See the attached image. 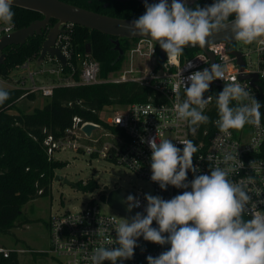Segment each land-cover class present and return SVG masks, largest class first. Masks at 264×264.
I'll use <instances>...</instances> for the list:
<instances>
[{
	"label": "clouds",
	"instance_id": "clouds-1",
	"mask_svg": "<svg viewBox=\"0 0 264 264\" xmlns=\"http://www.w3.org/2000/svg\"><path fill=\"white\" fill-rule=\"evenodd\" d=\"M14 0H0V22L11 26ZM145 13L128 23L132 35L159 43L166 52L168 62H177L188 45L208 48L216 43L209 39L221 31H229L225 40H234L244 45L256 43L264 47V0H215L210 6L190 8L187 0H159L148 3ZM230 17H234L230 21ZM154 49V48H153ZM192 65L189 63L188 67ZM181 77V73H180ZM225 80V67L214 63L211 68L196 71L186 79L181 78L185 99L174 105L175 118L188 125L195 136L203 124L213 123L225 138L231 137L232 129L242 130L245 125L261 129V104L254 98L248 86L232 79L215 98L218 118L214 121L205 114V109L214 99L204 98L211 82ZM190 83H187V82ZM248 89V90H246ZM8 99V93L0 90V104ZM235 102V104H233ZM264 139V137H261ZM147 140L151 148V180L161 189L168 185L188 189L170 200L160 196L145 195V214L137 212L131 221L123 219L114 230L112 238L107 227L100 226L94 234L103 237V242L92 250L86 259L91 264L131 259L141 236L145 241L170 245V250L158 257L149 255L147 264H264V211L253 201L260 197L255 176L231 179L238 175L244 164L234 151L222 149L215 157V166L209 174L195 176L186 183L187 174L199 171L193 164L198 151L192 140L180 142L181 150L170 139ZM142 142H145L142 138ZM260 140L254 141L258 146ZM213 160V157H209ZM255 170L257 162H250ZM131 212L140 207V201L129 194L123 201ZM247 217V218H246ZM80 216L78 222L80 221ZM153 221L158 228L152 227ZM64 223H67L65 221ZM112 245L111 247L104 246ZM113 245H116L115 247Z\"/></svg>",
	"mask_w": 264,
	"mask_h": 264
},
{
	"label": "built area",
	"instance_id": "built-area-1",
	"mask_svg": "<svg viewBox=\"0 0 264 264\" xmlns=\"http://www.w3.org/2000/svg\"><path fill=\"white\" fill-rule=\"evenodd\" d=\"M72 25L67 23L62 26L65 31L58 34L54 45L61 49L62 54L66 57V64L68 63L72 69H75L69 61L72 50L68 32L71 30ZM14 29L13 24L9 26L0 22V37ZM158 48V45L147 38H137L132 52L144 56L148 61V66L140 74H134L135 70L131 65L129 68L124 69L118 77H99V62L90 53L86 52L76 54L79 63L78 80H74L70 75L62 76V65L55 57L49 55L43 58L41 67L30 68L28 65L29 60L15 67L17 69L21 68L25 73L24 76L17 75L15 84L18 86L15 87L24 88L27 91H36L46 97L51 94L52 87L56 85H89L104 81L117 82L125 80L139 81L154 89L157 96V100L133 102L115 110L103 120L106 124L93 123L96 127L88 135L82 131V126L91 122H81L80 118L76 116L72 118V124L66 127L60 135L46 134L43 144L48 160L55 159L54 153L70 148L75 151L112 159L151 184L150 193H146L141 189L123 188L129 192L123 196L122 201L129 194L140 201V207L134 208V213L129 212L126 204L123 203L128 212V217L124 216L115 207L108 205L107 202V206L115 209L120 216L105 212L93 198L80 209L51 214L47 222V251L60 264H91V261L86 257L90 256L92 250L103 242V237L94 234L98 227H107L109 234H112V238L115 239L116 233L112 229L121 223L122 218L131 221V218L137 212L146 215L144 212L147 205L146 194L170 200L176 195L182 194L185 190L191 191L190 187L183 189L172 185H168L166 189H161L157 182L151 180L152 153L147 143L149 138L157 137V142L162 139H170L181 150L183 144L180 142L185 140H192L197 145L198 151L193 156V164L199 171L195 174L189 171L186 183H190L195 176L210 175V168L215 166V157L220 155L222 149L234 151L237 148L238 159L243 162L244 167L240 169L238 175H233L231 179L239 181L242 177L255 176L257 180L256 187L264 191V139L261 138L264 137V47L256 43L247 45L245 49L234 47L235 50L241 53L243 59L242 69H240L237 62V57L227 51L225 42H217L215 45L207 47V50L214 56V63L222 64L225 67V80L217 79L216 81L222 83L225 87L226 82L235 79L242 86H248L254 98L261 104V129L257 130L251 125H245L242 130H230L231 137L228 138H225L213 123L214 129L211 133L206 126L200 128L197 134L193 136L189 132L187 123L177 121L175 118L174 105L178 102L177 97L180 100L186 98L183 85L180 82L181 78L186 79L196 71L209 69L208 54L198 49L189 57H180L177 62H168L166 52H164L163 60L159 58ZM252 56H254L253 59ZM46 63L52 64L47 66ZM189 63L192 65L191 67H188ZM44 73L55 75L59 82L55 84H52V82H37L36 78L39 75H44ZM245 74L248 76H242ZM253 74H256L257 79H253ZM216 85L218 84H212L209 90L204 93L205 99L208 96H212L214 99L217 98L211 91ZM221 88L223 90L222 86ZM214 99L207 105L205 114L212 107ZM110 127L116 130H112ZM107 137H110V139H107ZM142 138L145 142H142ZM257 139L260 140L258 146L254 144ZM210 156L213 157V160L208 159ZM253 161L257 162L255 170L249 167L250 162ZM252 199L254 202L264 200V193H261L260 197L253 195ZM257 207L258 210L264 211V204L258 203ZM79 216L81 219L78 222ZM65 221L67 223H64ZM152 227L158 228L155 221H153ZM137 245L131 259L118 260L117 264H147L146 258L149 255L158 257L161 253L170 250L171 247L168 244L159 245L145 241L142 236L137 239ZM104 246L111 247L112 245L105 244ZM10 251V249L0 246V253L3 256H8ZM104 264H111V262L105 261Z\"/></svg>",
	"mask_w": 264,
	"mask_h": 264
},
{
	"label": "trees",
	"instance_id": "trees-1",
	"mask_svg": "<svg viewBox=\"0 0 264 264\" xmlns=\"http://www.w3.org/2000/svg\"><path fill=\"white\" fill-rule=\"evenodd\" d=\"M64 2L101 14L127 19H138L146 11L143 0H62ZM215 0H194L188 7L210 6ZM151 4V2H148ZM13 26L15 29L28 25L43 15L35 10L12 5ZM234 18V17H230ZM56 22L51 19V25ZM71 44V64L62 66V76L70 75L78 80V59L76 54H84L89 44L91 56L99 62V77L106 78L108 73L116 71L123 60L129 40L136 38L116 37L95 29L73 24L69 31ZM44 35L29 36L22 44L6 46L3 62L0 63V78H7L12 70L26 60L37 59ZM113 39H118L119 48H115ZM235 47V43L232 44ZM196 48H184L181 58L197 52ZM158 61H160L158 59ZM8 93V99L0 104V232L11 233L21 215L22 206L38 195L49 190L54 169L66 163L61 160H48L43 140L47 133L58 136L72 124L73 117L81 122L106 124L99 116L103 106L128 105L133 102L157 100L151 87L136 81H104L83 85H56L42 107L31 112L20 110L18 103L24 98L34 97L33 91L20 87H1ZM212 93L218 97L221 86H214ZM212 121L218 118L216 102L206 112ZM208 127L212 132V123L200 126ZM112 130H116L110 127ZM74 186L91 191L97 187L93 179L73 183ZM0 264H19L17 254L11 250L8 256L0 253Z\"/></svg>",
	"mask_w": 264,
	"mask_h": 264
},
{
	"label": "rangeland",
	"instance_id": "rangeland-1",
	"mask_svg": "<svg viewBox=\"0 0 264 264\" xmlns=\"http://www.w3.org/2000/svg\"><path fill=\"white\" fill-rule=\"evenodd\" d=\"M128 43V48L119 68L108 73L107 77H118L124 69L129 68L131 65L135 70L134 74H140L147 68V59L141 54L132 52L135 40H129ZM240 47L245 49L247 45L238 41L235 42V48ZM253 58L254 56H252ZM51 64L46 63L47 66ZM37 67H41V63ZM18 70L21 71L19 74L23 73L21 68H18ZM36 81L55 84L59 82V79L55 75L44 73V75H39ZM47 99L48 97H43L39 92L34 91V97L24 98L18 103V107L22 111L31 112L35 107H40L43 102H47ZM121 108H123L122 105H105L99 111V116L102 120H105L115 110ZM107 139H110V137H107ZM53 156L55 159L66 163L64 166L54 169V176L61 175L69 183L56 180L53 176L46 194L35 196L22 206L21 215L17 221V224L21 223V225L12 228L11 233L3 234L0 232V246L14 250L19 264H60L47 251V222L51 214L80 209L93 198L102 210L120 216L115 209L108 207L106 204V194L110 189L122 187L133 190L141 189L146 193L151 192V184L147 180L135 175L112 159L75 151L70 148L56 152ZM88 179H93L97 183V187L91 191H84L73 185L75 182ZM131 212L134 213V210Z\"/></svg>",
	"mask_w": 264,
	"mask_h": 264
},
{
	"label": "water",
	"instance_id": "water-1",
	"mask_svg": "<svg viewBox=\"0 0 264 264\" xmlns=\"http://www.w3.org/2000/svg\"><path fill=\"white\" fill-rule=\"evenodd\" d=\"M192 1L194 0H187V3ZM147 2L158 3L159 0H147ZM168 2L170 4L171 0H168ZM13 5L38 11L43 15V17L40 19H35L31 21L28 25L18 29H14L13 31L3 34L0 37V63L3 62L4 53L2 52V50L6 46L12 44H22L26 41L29 36L38 34L44 35V39L41 44L37 61H42L46 55H49L50 57H55L60 62V64L64 66L66 64V57L62 54L61 49L59 47H56L54 44L58 34L65 31L62 26L67 23L78 24L116 37H126L130 39L144 38L132 35L131 32L128 30V23H131L136 19L118 18L101 14L64 2L62 0H14ZM51 19L56 20L53 25H51ZM232 19L234 18H231L230 21ZM230 35L231 34L229 31H221L219 33L214 34L212 37H209V39L215 43L225 42L227 44V51L237 57V62L240 66V69H242L243 59L241 57V53L235 50V48L232 46L235 41L225 40V37ZM113 42L115 44V48L118 49V39H113ZM156 45L159 46V58L163 60L164 51L161 49L159 43H156ZM185 48H196L205 51L209 56L210 68L212 64H214V56L210 51L207 50V46H205V48H200L198 45L195 47L188 45ZM85 52H90L89 44H87ZM242 76L247 77L248 75L245 74ZM253 79H257L256 74H253ZM212 84H218L224 88L223 84L216 80L211 82L210 87ZM95 127L96 126L93 123H86L82 126V131H84L88 135L92 129H95ZM54 179L69 183V181L61 175H55ZM128 192L129 191L121 187H115L110 189L106 194L107 204L118 209L126 217H128V212L122 202V198Z\"/></svg>",
	"mask_w": 264,
	"mask_h": 264
},
{
	"label": "crops",
	"instance_id": "crops-1",
	"mask_svg": "<svg viewBox=\"0 0 264 264\" xmlns=\"http://www.w3.org/2000/svg\"><path fill=\"white\" fill-rule=\"evenodd\" d=\"M42 61H37V59H30L28 61V65L30 68H36L37 65L39 63H41ZM23 71V70H22ZM19 72L21 73L20 70H18L17 68H15L14 70H12L9 74V76L7 78H0V86L1 87H9V88H14L15 86H18L15 84V78L18 76H24L25 73L23 72L22 74H19ZM17 73V74H16ZM43 97H46V96H43ZM45 102L42 103V105L44 104ZM42 107V106H40Z\"/></svg>",
	"mask_w": 264,
	"mask_h": 264
}]
</instances>
